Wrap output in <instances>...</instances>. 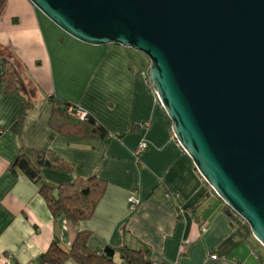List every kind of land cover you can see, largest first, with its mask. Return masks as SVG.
<instances>
[{"label": "crops", "instance_id": "1", "mask_svg": "<svg viewBox=\"0 0 264 264\" xmlns=\"http://www.w3.org/2000/svg\"><path fill=\"white\" fill-rule=\"evenodd\" d=\"M0 14V264H39L53 241L69 249L79 231L92 250L127 246L151 264H264V245L246 221L202 180L177 140L173 121L151 86L149 57L119 44L90 45L63 31L29 0H4ZM16 59L20 93H5L3 56ZM55 95L93 115L108 137L51 130ZM25 99L33 103L23 141L73 162V171L44 168L35 182L12 170L23 142L13 129ZM146 147L139 150L140 143ZM106 181L93 216L76 223L55 216L42 182ZM135 192V193H134ZM167 193H180L178 202ZM140 202L131 210L129 197ZM179 204L185 209L179 215ZM204 224L205 229L200 227ZM189 239V242L186 240ZM114 264H122L119 253ZM62 264H80L72 258Z\"/></svg>", "mask_w": 264, "mask_h": 264}, {"label": "water", "instance_id": "2", "mask_svg": "<svg viewBox=\"0 0 264 264\" xmlns=\"http://www.w3.org/2000/svg\"><path fill=\"white\" fill-rule=\"evenodd\" d=\"M90 45L146 54L179 143L264 245V0H29Z\"/></svg>", "mask_w": 264, "mask_h": 264}, {"label": "trees", "instance_id": "3", "mask_svg": "<svg viewBox=\"0 0 264 264\" xmlns=\"http://www.w3.org/2000/svg\"><path fill=\"white\" fill-rule=\"evenodd\" d=\"M4 0H0V14L4 7ZM4 71L1 76L5 93H20L21 83L18 77L16 59L3 56ZM53 109L49 118V126L52 131L70 136L101 138L108 137L109 132L93 115L87 113L86 118H81L76 111L69 112L70 104L67 100L55 95L48 97ZM33 103L25 99L22 111L13 125V129L23 141V129L25 119ZM73 106V105H72ZM75 109L79 107L74 105ZM44 168L61 171H73V162L63 159L49 148H35L21 143L18 155L11 165V169L20 170L28 178L39 182ZM106 181L97 175L78 177L73 182L54 184L42 182L40 193L44 196L51 212L55 216H66L71 222L89 219L104 196ZM230 215L235 218L230 207L226 205ZM236 219H238L236 217ZM90 237L88 231L77 233L73 245L64 249L53 241L49 249L39 257V264H62L72 258L80 264H114V256L119 253L122 264H151L146 250L132 249L127 246L112 247L107 245L103 248L92 250L87 242Z\"/></svg>", "mask_w": 264, "mask_h": 264}, {"label": "built area", "instance_id": "4", "mask_svg": "<svg viewBox=\"0 0 264 264\" xmlns=\"http://www.w3.org/2000/svg\"><path fill=\"white\" fill-rule=\"evenodd\" d=\"M68 111H69V112L76 111V114H77L79 117L83 118V119L86 118L87 113H88L86 110H83V109H81V108L75 109L74 106H72V105L69 106ZM145 147H146V143H144V142H143V143H140V145H139V150H142V149H144ZM201 176H202V175H201ZM202 180H203L205 183H207L206 180L203 178V176H202ZM207 184H208V183H207ZM208 185H209V184H208ZM209 186H210V185H209ZM210 188H211L212 191H214L213 188H212L211 186H210ZM134 193H135V192H134ZM167 196L171 197L172 199H174L175 201L178 202V199L180 198V193H167ZM139 202H140V199H139L136 195H134V194L131 195V196L129 197L130 209H131V210L136 209V207L138 206ZM231 211H232L233 214L235 215V218L237 217L238 220H240V221H244V219H243L239 214H237V213H236L235 211H233L232 209H231ZM184 214H185V209L179 204V215H180L181 217H182V216L184 217ZM200 227H201L203 230L205 229L203 223L200 224ZM189 241H190L189 239L186 240V242H189ZM6 264H14L13 261L11 260V255H9Z\"/></svg>", "mask_w": 264, "mask_h": 264}]
</instances>
